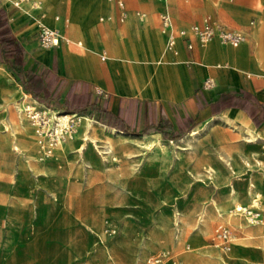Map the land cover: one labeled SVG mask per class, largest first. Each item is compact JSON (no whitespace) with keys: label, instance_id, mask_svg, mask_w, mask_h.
<instances>
[{"label":"crops","instance_id":"crops-1","mask_svg":"<svg viewBox=\"0 0 264 264\" xmlns=\"http://www.w3.org/2000/svg\"><path fill=\"white\" fill-rule=\"evenodd\" d=\"M77 1L85 12L86 45L71 29L65 10L59 13L58 44L44 48L37 38L39 13L24 18L20 7L0 0L9 28L24 51L22 69L31 68L37 75L29 81L20 75L21 81H17L0 61L8 80L4 97L9 99L12 93L20 100L27 94L40 108L85 117L101 139L103 131H113L133 138L170 141L186 131L175 139L178 142L196 131L193 143L183 144L189 146V152H180L182 162L173 166L193 167L191 183L181 194L184 199L190 196L186 204L194 212L197 206L201 210L205 206L213 221L218 219L208 238L211 245H203L200 234L193 236L194 242L206 250L212 264H224L218 254L223 247L213 236L227 221L228 211L254 199L264 209V201L255 195H264V64L256 55L255 0H164L160 4L154 0ZM162 14L169 17L168 27L161 24ZM206 18L224 29L241 31L245 40L240 48L221 44L216 36L201 43L194 30L205 27ZM122 37L132 46L128 55L116 51ZM169 39H173L171 46ZM84 47L88 51L85 55L77 52ZM208 82L211 84L206 85ZM243 127L252 130L256 139H246ZM11 169L15 173L16 168ZM230 199H239V205H228ZM213 203L219 212L212 210ZM241 222L251 227L264 225V221L250 224L242 218L232 222L228 244L234 236L236 255L227 264H245L242 257L247 252L261 256L256 248L261 229H250L247 236L238 229ZM240 239L245 242H238ZM165 249L155 248L158 252Z\"/></svg>","mask_w":264,"mask_h":264},{"label":"rangeland","instance_id":"rangeland-1","mask_svg":"<svg viewBox=\"0 0 264 264\" xmlns=\"http://www.w3.org/2000/svg\"><path fill=\"white\" fill-rule=\"evenodd\" d=\"M106 1L98 0L99 3ZM40 3L47 14L43 22L48 26L58 25V22L53 23L54 16L68 10L71 29L77 31L78 39L86 45L85 12L77 0H42ZM20 12L24 18L34 14L29 7H21ZM253 15L256 16L254 30L258 14L253 12ZM122 38L121 42L126 40ZM131 48L123 46V55L130 54ZM256 55L264 64V54L256 50ZM4 71L0 66V83L8 85ZM5 87L0 90V147L6 143L0 149V264H108V260L110 264H123L114 256L124 264H133L135 259L136 264H212L205 256L206 250L195 244L193 236L200 234L202 244L211 245L208 238L218 219L203 225L206 215L201 216L198 206L194 212L192 206L186 204L190 196L184 199L185 195L181 194L191 183L193 167L173 166L175 152H189L188 145L175 139L158 140L168 150V162L160 159L145 165L142 164L144 156L150 151L141 145L147 141L144 138H136L137 146L130 154L111 163L99 154L89 160L86 151H79L78 143L58 154L59 141L51 142L44 133L40 134L37 121L31 119L32 114L21 112L25 107L23 99L18 100L19 96L12 93L6 99ZM16 101L20 103L18 109L15 108L16 118L23 133L4 139L6 132L1 118L8 105L15 113L13 103ZM28 103L35 111L41 110L31 99ZM56 114L49 111L45 116L49 118V128L55 126ZM77 121L76 117H71L69 130L76 129L73 126ZM102 133V139L110 134L109 131ZM30 138L36 139L35 148L28 143ZM209 160L214 162L212 156ZM10 166L16 168L15 173L10 172ZM196 189L197 186L192 192ZM227 204L233 203L227 201ZM211 208L217 212L215 203ZM234 239L232 236L218 253L226 262L230 259L227 254L235 249ZM258 240L256 248L261 256L247 252L253 261L245 264H264V242L259 237ZM158 246L167 249L158 252L155 250ZM156 258L160 259L159 263L150 261Z\"/></svg>","mask_w":264,"mask_h":264},{"label":"bare ground","instance_id":"bare-ground-1","mask_svg":"<svg viewBox=\"0 0 264 264\" xmlns=\"http://www.w3.org/2000/svg\"><path fill=\"white\" fill-rule=\"evenodd\" d=\"M40 1H42V0H40ZM40 1L38 0L37 5L33 7V6H31V5L27 4V3L21 2L19 0H10V2L13 3V4L17 3L20 8L21 7H29L34 12V14H32V15H37V13H39V15L36 16V21H38L41 24L42 27H47L49 29L55 30L57 32V34L60 36V33H59L57 27L61 26L62 19L60 18V16L56 15L54 17V20L59 23L58 25L48 26L47 24H45L43 22V20H44V16H46L47 14L45 15V11L41 7ZM154 1L163 2L164 0H154ZM204 1L206 3L208 2V0H204ZM217 5L219 6V4H217ZM254 8L256 9V11H255L256 14H258L257 23H256V25L254 27V36H255V39H256V42H257V51H258L259 54H264V0H255ZM54 9H55V7H54ZM216 26H217V23L213 22V28L214 29H216ZM118 41H119V48L116 51H117V53H120V54L123 55L122 47L125 46V47L129 48V44L127 43L126 40H123L121 42L120 38H119ZM58 42H59V40H58ZM82 44H83V42H82ZM77 52L80 53L81 55H85L88 51L84 47L83 49H80ZM5 86L6 85L0 83V90H1V87H5ZM22 98H23V102L22 103H24L25 107H24V109L20 107L21 108V112L25 111L26 114H28V113L30 114L31 111L33 110V107H31L29 105L28 101L31 98L27 94H23ZM31 101L33 103L37 104V102H35L34 100L31 99ZM19 104H18V101L14 102L13 103L14 109L19 107ZM6 107H7L6 113L3 114L2 118H1V121H2V124H3L2 127L4 128L3 131L6 132V136L4 135V139H6L9 135H11L13 137H17V135H16L17 132L18 133L22 132V131H20L18 119L16 118V114H17L16 109H15V113H14V111L10 109L9 105L6 106ZM19 117L21 118L22 116H19ZM71 117H73V116L70 115V114H64V113L63 114H61V113L60 114H56L54 116V118H55V120H56V122L58 123L59 126L68 129L67 130V135L64 137V140H60L59 143L56 145V147H57L56 153H58V154H61V153L65 152L67 147L70 146L71 144L78 143L79 151L81 153H84V151H86V155H87L89 160L92 159L91 158L92 155L93 156H97L99 154L103 160H106V161L111 163L112 161H115V160H122L123 158L126 157V155L130 154L129 151L133 147L137 146V144L134 143V140H136V138L129 137V136H127L128 134L127 135H125V134L124 135L123 134H117V133H115L113 131H109L110 134H105L104 135V139H99L97 137V135H96L95 129L90 124V121L87 118L81 117V116L78 117V121H77L78 124H76V126L75 125L73 126V128L76 127V129L69 130V125H70L69 119ZM229 122L233 123L231 120ZM218 131H220V129ZM196 135H197L196 131H194L191 134L187 135L186 138H183V139L179 140L178 142L182 143V144L193 143V140L195 139ZM242 135L246 139H251V140L252 139H256V134L252 130L248 129L247 127H243L242 128ZM230 136H231V134H230ZM27 140H28V143L30 144L31 148H35L36 147L35 146L36 145L35 144L36 139L30 138V139H27ZM248 141H250V140H248ZM141 145H142V147L144 149H148L150 151L149 155H145L144 156L143 163H142L143 165L148 164L150 162L158 161L160 159L168 162V158H167L168 157V150L165 148V146L163 144L160 143V141L147 140V141H144L143 143H141ZM14 149H19V148H18V146H14ZM48 152H51V151L48 150ZM181 162H182L181 153L180 152H175L174 164L177 166L178 164H181ZM131 165H134V164H131ZM210 171H213V168H211ZM255 195L258 196L260 199L262 198V200L264 201V195H262L260 193H255ZM229 202L230 203H234V206L235 205H239V203H240L239 199H238V201H235V202L230 199ZM215 208H216V211L219 212L220 208H219V206L216 203H215ZM201 214H202L201 216H205L206 215V222H204L203 225H207V224L211 223L213 221V219H214L211 216V214L208 212L207 207H205V206L203 207ZM219 215H222V214L219 213ZM262 226H264V225H262ZM262 226L258 225L256 227H249V226H246V224L241 222L239 224L238 228L241 229L242 231H244L247 236H250L251 235L250 229L259 227L261 229V231L257 234V236L259 238H261L262 241L264 242V227H262ZM235 255H236V253L234 251H232V252L227 254V256L230 259L233 256H235ZM220 257H221V259H223L224 264H227V262L223 258V256L220 255ZM242 258L245 261V263H251L253 261V259L251 257V254H249V253L243 254ZM157 259H159V258L150 259V261H152V262L154 261L155 262ZM159 261H160V259H159Z\"/></svg>","mask_w":264,"mask_h":264},{"label":"built area","instance_id":"built-area-1","mask_svg":"<svg viewBox=\"0 0 264 264\" xmlns=\"http://www.w3.org/2000/svg\"><path fill=\"white\" fill-rule=\"evenodd\" d=\"M24 3H29L31 6H36L38 0H19ZM14 7H19L17 3H11ZM122 5L121 2H119ZM160 21L163 27L169 26V17L165 14L160 16ZM206 26L203 28H195V35L198 37L201 43H206L210 41L213 37H217L219 42L224 45H230L233 47L238 46L241 42L245 40L244 34L239 30H227L222 28L217 24L216 29L213 28V24L209 21L208 18L205 19ZM37 38L39 44L44 48L54 47L58 44L59 35L55 30L49 29L47 27H40L37 32ZM168 45H173V39H169ZM211 84V82L206 83ZM36 108V107H35ZM40 111H31V119L37 121V125L40 127V134L44 133L51 142L57 143L60 140H63L65 134L67 133L66 128L61 127L58 123H55V126L49 128V118L45 117L50 110L47 108H40ZM77 118V117H76ZM78 119V118H77ZM71 120V118L69 119ZM45 128V131H44ZM227 221L224 224L218 226L215 230L213 239L218 242V245L221 247H226L230 238V227L232 222L237 221L239 218L244 219L250 224H257L264 221V209L260 205L257 199L252 200L248 205H239L230 209L227 213ZM159 263V259L155 261Z\"/></svg>","mask_w":264,"mask_h":264},{"label":"trees","instance_id":"trees-1","mask_svg":"<svg viewBox=\"0 0 264 264\" xmlns=\"http://www.w3.org/2000/svg\"><path fill=\"white\" fill-rule=\"evenodd\" d=\"M0 61L7 64L17 81L20 80V75H23L26 81L37 77L31 68L25 71L22 69L24 65V51L13 36L8 25L6 12L2 7H0ZM184 134H186V131H183L177 137H171V139H179Z\"/></svg>","mask_w":264,"mask_h":264}]
</instances>
